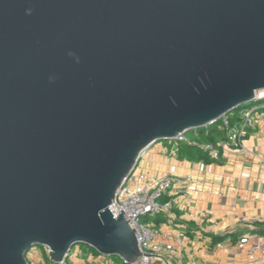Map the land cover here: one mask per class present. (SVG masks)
Returning <instances> with one entry per match:
<instances>
[{"label": "water", "instance_id": "95a60500", "mask_svg": "<svg viewBox=\"0 0 264 264\" xmlns=\"http://www.w3.org/2000/svg\"><path fill=\"white\" fill-rule=\"evenodd\" d=\"M259 90L264 0H0V264L138 262L123 181Z\"/></svg>", "mask_w": 264, "mask_h": 264}, {"label": "crops", "instance_id": "0c3cea01", "mask_svg": "<svg viewBox=\"0 0 264 264\" xmlns=\"http://www.w3.org/2000/svg\"><path fill=\"white\" fill-rule=\"evenodd\" d=\"M258 123L247 130L241 147L220 142L211 130H197L199 139L213 145L220 158L202 149L172 140L153 144L135 171L149 177L168 176L175 180L161 203L165 211L142 219L154 225L159 239L173 245L154 264H264L260 253L249 257L251 244L264 242V109ZM213 137L215 141H209ZM190 148L203 151L187 154ZM195 151V150H193ZM249 243L242 244V239ZM30 264H50L48 252L28 254ZM118 257L74 247L69 264H115Z\"/></svg>", "mask_w": 264, "mask_h": 264}, {"label": "built area", "instance_id": "2783aa9c", "mask_svg": "<svg viewBox=\"0 0 264 264\" xmlns=\"http://www.w3.org/2000/svg\"><path fill=\"white\" fill-rule=\"evenodd\" d=\"M262 109H264V90H259L251 103L210 122L203 129L212 130L216 128L218 131L223 132L225 139L220 142L223 147L228 145L236 148L242 146L243 148L242 142L247 135V130L256 126L258 123V111ZM172 141L177 144H185L202 149L211 153L215 159L220 158L219 151L213 145L192 141L186 134H181ZM174 183L175 180L168 176L149 177L134 171L123 181L116 194L110 210L116 219L120 216V212L125 215L126 221L129 222V225L136 233L141 251L139 261L133 264H154L161 253L173 251V245L164 243L159 239L160 235L155 230L154 225L144 224L142 219L158 216L165 211L161 199ZM241 243L247 244L249 239H242ZM46 251L48 252V250ZM258 253L261 254L264 262V242L251 244L250 259L255 260ZM68 257L61 262H51L50 264H69Z\"/></svg>", "mask_w": 264, "mask_h": 264}, {"label": "rangeland", "instance_id": "374dc122", "mask_svg": "<svg viewBox=\"0 0 264 264\" xmlns=\"http://www.w3.org/2000/svg\"><path fill=\"white\" fill-rule=\"evenodd\" d=\"M203 128H199V130H202ZM198 129H196V130H191V131H189V132H187L186 133V136L188 137V138H190V139H194V140H196V139H199L200 138V136H198L197 135V131ZM213 134V136L215 137V138H217V139H219V138H223V136H224V134L223 133H221L220 131H216V132H213L212 133ZM136 173H139V170L137 169V171H136ZM80 248H82L83 250H87V251H95L94 249H92V248H89L87 245H85V244H80V245H78ZM78 246H76V247H78ZM44 250L46 251L47 249L46 248H44V247H41V246H36V247H34V248H32V250L30 251L31 253L32 252H38V251H40L41 253H42V255L44 254ZM97 252V251H96ZM115 264H123L120 260H115Z\"/></svg>", "mask_w": 264, "mask_h": 264}, {"label": "trees", "instance_id": "16d2710c", "mask_svg": "<svg viewBox=\"0 0 264 264\" xmlns=\"http://www.w3.org/2000/svg\"><path fill=\"white\" fill-rule=\"evenodd\" d=\"M216 131H218L216 128H214V129L211 130L212 133L213 132H216ZM209 141H215V139L213 137H211ZM193 150H195V151H193ZM193 152H195L194 154H196V153L198 154L199 153L200 154V157L202 158L203 151L198 150V149H195V148H190L189 151L187 152V154H190L191 155Z\"/></svg>", "mask_w": 264, "mask_h": 264}]
</instances>
